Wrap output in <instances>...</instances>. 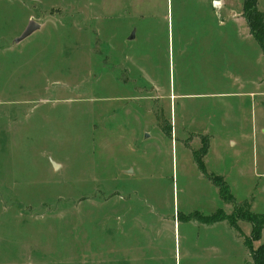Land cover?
<instances>
[{"label": "rangeland", "instance_id": "rangeland-1", "mask_svg": "<svg viewBox=\"0 0 264 264\" xmlns=\"http://www.w3.org/2000/svg\"><path fill=\"white\" fill-rule=\"evenodd\" d=\"M179 1L173 15L172 0H0V264H254L250 223L187 221L254 213L256 190L264 214V110L210 131L207 168L236 198L224 204L193 160L199 141L167 131L169 49L178 77L199 26ZM30 21L41 29L17 43ZM238 131L250 140L222 145ZM237 151L241 177L227 170Z\"/></svg>", "mask_w": 264, "mask_h": 264}, {"label": "crops", "instance_id": "crops-1", "mask_svg": "<svg viewBox=\"0 0 264 264\" xmlns=\"http://www.w3.org/2000/svg\"><path fill=\"white\" fill-rule=\"evenodd\" d=\"M244 1L196 0L199 5H195L193 0H180L177 2L178 13L187 19L189 12H192L199 19L197 20L199 26L195 29L196 42L192 50L187 44L179 46L180 57L188 60V56L191 57L189 55V51H191L194 55V62L186 65L183 69H179L178 77L176 55L174 49L173 52L172 49H169L170 70L172 72L174 70V77H171L167 93L169 94L171 117L170 123L167 124V131L171 134L170 138L172 139L174 136L172 139L174 140L176 136V141H181L185 146V140L195 136L194 140L199 141L197 146L206 151L202 157L206 172L209 175L222 177L230 191L231 187L226 173L222 171L209 172L207 168L209 163L207 159L217 143L214 138H211L210 131L212 128L238 130L250 125L253 126L255 120L254 106L258 107V103H260L262 105L261 111L264 110V51L252 35L244 16ZM257 7L264 13V0H258ZM171 9L174 15L173 0ZM245 139L250 140V136L243 131H238L236 135L232 133L228 135L222 145L235 149L240 146V143H244ZM194 140L191 141L190 146ZM185 147L187 148V146ZM255 148L256 146L254 151ZM196 156L195 150L193 160L200 170ZM216 157L219 163L224 164L225 159L222 155L217 154ZM238 158L237 151L231 159L230 168L227 170L233 169L241 177L245 175V166L242 167L241 160ZM256 168L258 165L255 166L253 174L258 175ZM201 173L203 174L202 171ZM206 179L208 178L206 177ZM209 182L215 186L211 180ZM215 187L220 197V191L217 186ZM256 191L249 198L254 213L260 209V201ZM231 192L233 194V191ZM219 209L225 210L224 208ZM193 222L203 224L197 220H193ZM224 223L227 224L228 228L230 226L236 230L229 221L203 225L212 228ZM236 231L240 234L241 227L240 231ZM251 232L252 226L249 233ZM242 236L245 240L249 237L247 234ZM261 236L260 241L256 243L257 247L264 244V229ZM112 264H116L115 258Z\"/></svg>", "mask_w": 264, "mask_h": 264}, {"label": "trees", "instance_id": "trees-1", "mask_svg": "<svg viewBox=\"0 0 264 264\" xmlns=\"http://www.w3.org/2000/svg\"><path fill=\"white\" fill-rule=\"evenodd\" d=\"M258 0H245L243 7H244V16L246 18V21L248 22V25L250 27L252 35L257 39L259 42L261 48L264 51V13L261 12L257 7ZM206 154V151H204L202 156H196V161L198 163V166L200 170L203 172V174L208 178V180L212 181L215 186L218 187L220 191V197L224 204H235V198L232 194V192L229 189V186L225 182V180L222 177L209 175L206 172L204 162L202 161V157ZM239 211H234V216L236 218H231V216L226 215L224 213L223 209H219L216 213L212 214L211 216H203L199 214L198 212L194 213L190 216H188L187 221L189 220H197L199 222H202L203 224L212 225L214 223L218 222H224L229 221L231 225L238 231H240L239 227V220L240 221H246L252 225V232L251 237H247L245 240V244L248 248V250L251 253V257L253 258L254 264H264V244L260 245L258 249H254L252 247L253 242H258L261 239V232L264 229V214L260 213H252L251 211L248 212H242L238 213ZM238 213V214H237ZM253 242H252V241Z\"/></svg>", "mask_w": 264, "mask_h": 264}, {"label": "water", "instance_id": "water-1", "mask_svg": "<svg viewBox=\"0 0 264 264\" xmlns=\"http://www.w3.org/2000/svg\"><path fill=\"white\" fill-rule=\"evenodd\" d=\"M41 25L39 23H36L35 21H30L29 25L26 27V30L24 31L23 35L20 38L16 39L17 43L23 42V40L27 39L28 37L32 36L33 34H35L36 32H38V30H40ZM135 37V32H133L129 38L130 39H134ZM56 168H58L59 165L55 164ZM133 173V172H130Z\"/></svg>", "mask_w": 264, "mask_h": 264}]
</instances>
